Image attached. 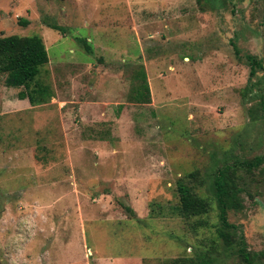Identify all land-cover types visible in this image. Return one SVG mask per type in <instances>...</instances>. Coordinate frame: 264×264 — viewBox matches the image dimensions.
I'll list each match as a JSON object with an SVG mask.
<instances>
[{
	"label": "rangeland",
	"instance_id": "rangeland-1",
	"mask_svg": "<svg viewBox=\"0 0 264 264\" xmlns=\"http://www.w3.org/2000/svg\"><path fill=\"white\" fill-rule=\"evenodd\" d=\"M12 35L43 40L55 96L32 108L0 77V264L195 259L213 235L169 214L177 182L197 172L211 198L218 168L264 152V0H0ZM141 66L149 104L129 100ZM239 175L228 220L264 252V164Z\"/></svg>",
	"mask_w": 264,
	"mask_h": 264
},
{
	"label": "trees",
	"instance_id": "trees-1",
	"mask_svg": "<svg viewBox=\"0 0 264 264\" xmlns=\"http://www.w3.org/2000/svg\"><path fill=\"white\" fill-rule=\"evenodd\" d=\"M196 2L202 5L203 2L210 3L211 0H196ZM212 2L214 3L215 0ZM18 23L23 27L29 25L26 19H19ZM45 24L51 29H58L46 21ZM84 47L90 50L85 41ZM232 47L235 56L240 58L239 50L234 43ZM244 60L249 66L250 77H255L257 72L263 70L258 57L245 55ZM48 62V52L39 36L0 37V77L4 78L5 87L20 89L18 99L27 100L32 108L48 104L55 96L52 87L41 81V71ZM133 79L136 83L132 86L129 100L136 104H149L150 89L142 66L136 69ZM261 108L264 112V101H261ZM263 164L264 152L251 160L238 161L234 164L225 163L214 174L211 198L199 195L196 186L197 172L177 182L178 203L170 207L169 214L182 219L194 232L210 230L213 237L206 247L203 246L195 259H174L169 264H213L214 255L219 253L217 244H220L225 251L232 252V255L239 259V264H264V252H251L242 231L228 220L230 212H239L243 209L241 193L246 182L239 172H252ZM213 204H215V222L211 221ZM156 206L157 214H163L161 205ZM127 210L132 213L131 209Z\"/></svg>",
	"mask_w": 264,
	"mask_h": 264
},
{
	"label": "crops",
	"instance_id": "crops-1",
	"mask_svg": "<svg viewBox=\"0 0 264 264\" xmlns=\"http://www.w3.org/2000/svg\"><path fill=\"white\" fill-rule=\"evenodd\" d=\"M28 102V101H27ZM29 104V103H28Z\"/></svg>",
	"mask_w": 264,
	"mask_h": 264
}]
</instances>
